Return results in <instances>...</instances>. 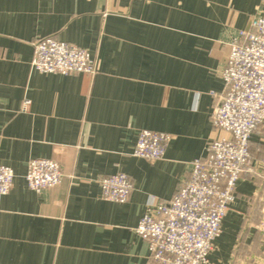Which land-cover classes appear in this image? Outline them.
<instances>
[{
	"label": "crops",
	"instance_id": "obj_1",
	"mask_svg": "<svg viewBox=\"0 0 264 264\" xmlns=\"http://www.w3.org/2000/svg\"><path fill=\"white\" fill-rule=\"evenodd\" d=\"M262 16V0H0V165L14 173L0 196V264H147L135 229L226 136L211 93L225 92L231 41ZM47 37L89 52L97 73L31 70L32 43ZM142 130L170 135L162 159L132 155ZM250 152L208 264H264L263 127ZM33 159L57 162L60 185L30 190ZM117 173L133 184L123 204L100 196L98 180Z\"/></svg>",
	"mask_w": 264,
	"mask_h": 264
},
{
	"label": "built area",
	"instance_id": "obj_2",
	"mask_svg": "<svg viewBox=\"0 0 264 264\" xmlns=\"http://www.w3.org/2000/svg\"><path fill=\"white\" fill-rule=\"evenodd\" d=\"M229 47L222 70L226 89L211 93L215 103L210 114L214 129L226 136L213 140L206 156L192 162L188 178L170 201L146 209L135 232L148 243L147 264H208L222 222L236 200L237 184L243 174L252 172L250 137L256 128H264V16L254 18L250 30L240 31ZM32 48L30 68L38 73H97L94 58L73 44L47 37L35 40ZM170 140L169 134L142 130L132 155L160 160ZM63 177L57 162L33 159L24 179L30 190L40 193L60 185ZM13 180V170L0 165V196L8 194ZM98 184L103 200L119 204L128 200L133 188L123 173L102 177ZM260 228L264 232V216Z\"/></svg>",
	"mask_w": 264,
	"mask_h": 264
}]
</instances>
